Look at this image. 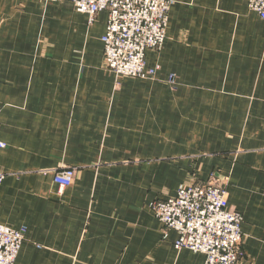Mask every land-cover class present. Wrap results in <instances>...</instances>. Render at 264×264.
<instances>
[{
    "label": "crops",
    "instance_id": "0c3cea01",
    "mask_svg": "<svg viewBox=\"0 0 264 264\" xmlns=\"http://www.w3.org/2000/svg\"><path fill=\"white\" fill-rule=\"evenodd\" d=\"M173 1L164 45L145 53L159 70L140 80L104 66L107 13L89 24L68 2L0 0V225L26 230L15 264H204L150 206L211 175L243 218L239 264H264V20L248 0Z\"/></svg>",
    "mask_w": 264,
    "mask_h": 264
},
{
    "label": "built area",
    "instance_id": "2783aa9c",
    "mask_svg": "<svg viewBox=\"0 0 264 264\" xmlns=\"http://www.w3.org/2000/svg\"><path fill=\"white\" fill-rule=\"evenodd\" d=\"M42 3L68 2L75 11L85 14L89 24L93 17L108 14L101 38L103 63L115 78L151 80L159 66L146 67L145 53L159 51L166 39L168 15L173 0H38ZM248 10L264 20V0H248ZM170 82L172 80L170 79ZM0 143V148H4ZM47 172L43 174L46 175ZM75 172L65 169L54 174L61 188L69 186ZM3 175H0V181ZM229 193L225 181L215 175L201 183L180 185L173 198L158 200L150 208L168 231L177 234L175 250H189L204 256V264H239L243 234L240 213L228 207ZM25 228L0 225V264H15L25 241Z\"/></svg>",
    "mask_w": 264,
    "mask_h": 264
}]
</instances>
